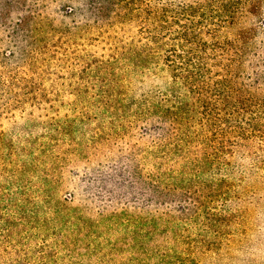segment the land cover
<instances>
[{
	"label": "trees",
	"instance_id": "obj_1",
	"mask_svg": "<svg viewBox=\"0 0 264 264\" xmlns=\"http://www.w3.org/2000/svg\"><path fill=\"white\" fill-rule=\"evenodd\" d=\"M263 172L264 0H0V264H200Z\"/></svg>",
	"mask_w": 264,
	"mask_h": 264
},
{
	"label": "rangeland",
	"instance_id": "obj_2",
	"mask_svg": "<svg viewBox=\"0 0 264 264\" xmlns=\"http://www.w3.org/2000/svg\"><path fill=\"white\" fill-rule=\"evenodd\" d=\"M105 149L97 152L92 158L93 166L87 170L89 173L108 179L113 178L117 172V168L112 167V162L119 163L125 160L124 153H116V146L108 149L109 144H104ZM112 161H111V160ZM101 160V164L99 161ZM105 162V164H103ZM119 164L116 163V166ZM114 168V169H112ZM81 170L80 172H82ZM74 182L76 185V196L83 200L84 193L94 190V185L90 188L88 180L81 183L80 175ZM251 187L247 188V197L244 205L249 214L250 227L245 234L240 236L231 247L223 249L219 255L214 253H205L201 257L200 264H264V172L262 175L251 176ZM109 186V182L107 184ZM78 187V190H77ZM70 194L67 193V196Z\"/></svg>",
	"mask_w": 264,
	"mask_h": 264
}]
</instances>
